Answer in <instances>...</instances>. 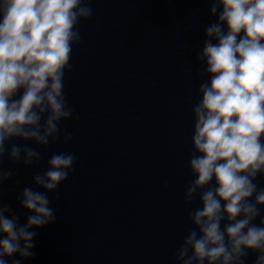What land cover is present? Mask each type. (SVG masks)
I'll return each mask as SVG.
<instances>
[{
  "label": "clouds",
  "instance_id": "clouds-1",
  "mask_svg": "<svg viewBox=\"0 0 264 264\" xmlns=\"http://www.w3.org/2000/svg\"><path fill=\"white\" fill-rule=\"evenodd\" d=\"M208 2L217 20L205 28L207 38L196 54L203 66L197 76L208 79L199 84L202 98L192 108L189 168L195 179L185 192L186 204L198 196L202 206L188 211L194 227L174 258L177 264H245L256 253L254 264H264V187L255 182L264 177V0ZM90 3L0 0V264L16 253L34 255L32 229L56 221L48 193L68 179L77 161L74 153H54L47 170L33 175L45 191L29 186L17 196L32 213L21 225L3 199L5 182L19 170L5 169L4 157L38 168L40 148L72 141V133L61 127L75 111L64 94V75L72 70L73 45L81 43L78 25L92 16ZM13 139L36 147H9Z\"/></svg>",
  "mask_w": 264,
  "mask_h": 264
}]
</instances>
